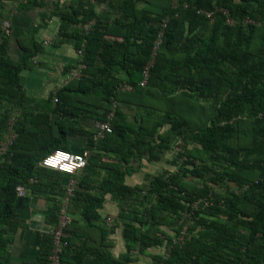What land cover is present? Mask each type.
I'll list each match as a JSON object with an SVG mask.
<instances>
[{"label":"trees","instance_id":"16d2710c","mask_svg":"<svg viewBox=\"0 0 264 264\" xmlns=\"http://www.w3.org/2000/svg\"><path fill=\"white\" fill-rule=\"evenodd\" d=\"M221 7L231 12L236 24L226 22ZM55 8L61 18V40L75 37L78 49V64L66 66L65 70L80 68V75L71 76L43 101L26 94L21 75L24 68L35 65L32 58L43 46L32 38L23 60L13 61L5 53L7 38L0 26V108L5 110L0 109V148L9 132L15 134L8 148L0 149V264H5L9 242L6 226L14 228L17 223L13 207L21 187L39 194L53 192L46 196L52 205V225L58 220L65 193V183L60 178L67 176L42 166L44 156L59 147L69 149L68 136L82 133L87 135L84 149L90 150L89 158L96 148L124 154L133 145L142 151L139 155L151 160L157 149L172 147L171 140L159 143L154 136L155 129L165 124H170L176 137L178 134L186 138L190 132L189 142L199 149L189 145L177 151L182 173L156 182L155 190L161 193L157 206L145 215H126L133 220L139 217L145 226L171 201L169 197L178 194V180L190 172L200 177V192L186 198L188 202L177 203L183 210L195 208L196 215L200 214V246L194 247L189 239L186 246L180 244L181 240H170L174 248L157 264H181L188 259L196 264H264V0H178L176 4L168 0H70ZM247 17L252 21L243 22ZM164 18L168 20L160 36ZM151 60L149 78L142 86L139 82L143 69ZM125 84L133 85V89L124 88ZM153 89L165 96L173 95L172 103L181 112L193 106L192 97H199L200 124L192 126L190 117L167 105L162 118L150 127L142 123L134 139L130 132L137 124L126 117L117 120L125 114L117 106L111 131L95 138V123L94 129L84 128L81 118L86 113L71 108L75 102L72 99H79L78 105L96 122L106 119L112 100L123 102L127 95L149 109L152 101L143 97ZM13 109L16 118L6 127ZM189 165L194 167L190 169ZM127 173L115 165L112 177L100 180L98 187L103 194L130 191L125 182ZM82 180L84 186L86 181ZM80 184L79 177L67 210L72 217L73 208H80L83 220L98 228L100 225L94 221L99 206L94 201L101 204L103 198L90 195L99 197L91 198L90 203L76 200ZM217 185L228 186L223 192ZM139 230L132 222L124 227L128 248L137 242L134 239ZM44 238L50 244L42 256L44 264H49L50 232ZM63 241L60 264H81L86 250L97 249L85 246L76 251L66 236ZM99 249L102 256L97 264L118 263L109 246L100 245Z\"/></svg>","mask_w":264,"mask_h":264},{"label":"rangeland","instance_id":"374dc122","mask_svg":"<svg viewBox=\"0 0 264 264\" xmlns=\"http://www.w3.org/2000/svg\"><path fill=\"white\" fill-rule=\"evenodd\" d=\"M154 1L156 2L157 0ZM168 1L172 4H176L178 0ZM165 2H167V0H165ZM2 23L0 24L1 28ZM3 35L6 38L8 36L4 33ZM72 72L73 71H67L69 78L74 76L72 75ZM123 77H125V75ZM69 78L67 79V82ZM124 96L126 95L124 94ZM129 96L130 95H127L125 99L126 101L123 102L118 99L112 100L110 103L111 109L106 112V114L109 112L114 113L117 106H120L125 114L123 116L122 113V116L117 120H122V118L126 117L128 121L137 124L134 131H129L131 133V138L134 139L139 135V127L142 123L150 127L155 121L162 118L165 114L167 105H172L179 110L173 105L174 103H172L173 95L167 96L166 94L165 96L157 89H153L150 94H145L143 97V100L148 98L149 102L152 101L151 104H148L149 109L139 105L134 101L136 99L132 97L130 98ZM175 96H177V94H175ZM192 98L190 99L192 100L190 102L193 106L191 108L185 107V110L182 109L183 112H181V110H179V112L182 115H186V117H190L192 120V126L194 125V127H196L200 124V98ZM180 99L183 100L184 98ZM72 100L75 102L71 108H75L77 113L84 112L86 115L89 114L86 109L81 108V106L78 105L80 103L79 99L74 97ZM73 101L71 103H73ZM145 105H147V103ZM77 108L78 110H76ZM0 109L5 111L2 108ZM15 115L14 109L11 110L10 118L6 122V127H9L8 125L15 120ZM189 133L190 132L186 135V138L178 134L176 137V132L172 131L170 124H165L163 127L156 128L154 136L157 141L161 143L162 140L169 139L171 140L170 145H172V147L169 149L159 148L157 151L155 150L156 154L151 160L147 159L146 156L139 155L142 151L133 145H131L130 150L124 154L122 152L116 153L113 151L99 150L98 148L91 152L88 167L85 171L82 170L77 174V177H80L81 184L76 200L80 199V202L90 203L91 198L102 197L101 189L98 187L100 180L104 178L109 180L112 177L111 172L115 165L128 172L127 175L129 176L126 177V175L125 179L128 178L127 180H129V183L125 182L130 186V191H126L127 189H121L117 194L109 193L110 196L114 197H112V206H114L115 209L110 214L104 216L102 222L99 224L100 227L93 228L89 231V246L97 249L86 250L87 256L84 258V262H81L82 264H97L99 262L102 256L97 252L100 250V245H107L110 249L113 248L114 252H112L118 259L117 264H127L128 261H130V264H157L160 257L164 259L167 258L172 248H174L171 246L170 240H175L177 243L181 240L180 244L186 246V240L189 239L194 242V247L200 246V214L196 215L195 208L183 210L177 203V200L180 201V203L181 201L188 202L186 198L189 196L195 197L197 196L196 192H200V177L194 176V174L190 172H188V174H183L181 180H178L180 184H178L177 187L179 190L178 194L169 197L171 198V201H167L166 206L157 211L155 219L148 221L145 226L142 225L139 217H137L136 220H133L134 214H137L138 216L145 215L146 212L157 206L159 198L161 197V193H158L157 190H155L158 185L156 182L159 179H168L169 176L174 174L180 175L182 173L183 164L176 157L177 151L182 146L186 147L191 145L194 150L198 148H195V143L193 144L192 141L189 142V140H191V137H189L191 135H189ZM197 162L199 163V159H197ZM189 167L192 169L194 166L189 165ZM82 179H85L86 181L84 186H82ZM227 186L228 185H217L216 187L224 192L226 191ZM96 191L100 193H97ZM84 193L89 196H83ZM90 195H97L99 197H92ZM102 203L100 204L98 200L94 201L95 206L101 208L103 206ZM194 205H196V202L193 206ZM126 214L129 216L131 215L133 218ZM130 222L140 228V234L138 233L137 237L134 239L137 242H135L131 248H128L127 245H125L127 240L125 241L123 237V230L126 224ZM104 234H106L105 237ZM143 235L146 238L143 237ZM168 244L170 245L168 246ZM181 264H196V262L192 263L188 259L183 260Z\"/></svg>","mask_w":264,"mask_h":264},{"label":"crops","instance_id":"0c3cea01","mask_svg":"<svg viewBox=\"0 0 264 264\" xmlns=\"http://www.w3.org/2000/svg\"><path fill=\"white\" fill-rule=\"evenodd\" d=\"M69 1L0 0V24L6 18L11 25V33L7 36L5 44L7 56L13 61L23 60L26 45H31L32 38L43 46L32 58L35 65L21 71L26 94L42 101L51 98L56 90L67 82L69 77L65 70L66 66H75L79 61L75 47L76 38L67 36V40H61L62 36L59 32L61 18L55 12L56 4H68ZM103 7V5L99 6V8ZM94 123L93 117L89 114L81 118L84 128L94 129ZM68 139V148L78 152L84 149L87 135L76 133L68 136ZM66 179L67 177L62 175L60 181L66 183ZM127 179L125 181L129 183ZM231 185L237 187L233 183ZM52 194L54 193H34L27 186L21 187L13 207L17 215V223L14 228L6 226L5 236L9 238V242L3 259L5 264H44L42 255L50 244L44 236H48L54 220L52 205L46 196ZM102 197L103 206L97 208L98 218L94 221V224L98 225L105 215L115 209L112 206L113 196L102 193ZM71 214L73 220L66 232L70 246L76 251L85 246L92 247L89 246L88 233L94 227H90L83 220L80 208H73Z\"/></svg>","mask_w":264,"mask_h":264},{"label":"built area","instance_id":"2783aa9c","mask_svg":"<svg viewBox=\"0 0 264 264\" xmlns=\"http://www.w3.org/2000/svg\"><path fill=\"white\" fill-rule=\"evenodd\" d=\"M187 5V4H185ZM220 10L223 12L224 16L226 17V22L228 24H236L237 20L231 15V12L224 7H221ZM206 14H211V11H205ZM167 18L162 20V29L159 31V35L163 34V28L166 25ZM252 21L250 18H245L243 22ZM90 23L87 24L89 26ZM2 31L4 34L9 35L11 33V25L9 21L4 20L2 23ZM160 41V39L157 41ZM2 42V38H0V45ZM157 48L154 47V49ZM156 53V50L153 51V54ZM153 64V61H149L144 69H143V77L142 80L139 82L140 85L146 84L149 75H150V66ZM72 75L79 76L80 75V68H75L72 70ZM124 88L131 90L133 89V85L125 84ZM57 100V96L54 97V101ZM113 112H109L106 119L97 120L95 122V138L102 137L105 132L111 131L112 125L111 121L113 119ZM13 132H9L6 135V138L2 141L1 150H6L10 143H12V138L14 137ZM90 155L89 149H82L80 151H73L71 149L65 148H56L49 152L46 156L43 157L40 164L42 166H46L49 168H53L59 171H62L67 176V181L65 183V193L62 198L60 211L58 214V220L56 224L50 227L49 232L52 236V246L48 256L49 264H60V257L61 253L64 248V241L63 237L66 236V229L70 224L72 217L67 210L68 203L71 197L74 195L76 188L78 187V178L76 175L81 172L84 167L88 163V158ZM264 179V176H263Z\"/></svg>","mask_w":264,"mask_h":264}]
</instances>
